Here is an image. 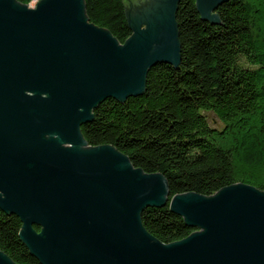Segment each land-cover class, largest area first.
I'll return each mask as SVG.
<instances>
[{
  "label": "water",
  "instance_id": "95a60500",
  "mask_svg": "<svg viewBox=\"0 0 264 264\" xmlns=\"http://www.w3.org/2000/svg\"><path fill=\"white\" fill-rule=\"evenodd\" d=\"M180 1L127 0L122 44L90 22L85 0H0V211L20 219L40 264H264L263 191L171 198L162 174L82 133L103 101L139 96L153 67L180 63ZM228 1L196 8L218 24ZM168 204L195 231L165 244L142 214ZM0 264L18 263L0 249Z\"/></svg>",
  "mask_w": 264,
  "mask_h": 264
},
{
  "label": "trees",
  "instance_id": "16d2710c",
  "mask_svg": "<svg viewBox=\"0 0 264 264\" xmlns=\"http://www.w3.org/2000/svg\"><path fill=\"white\" fill-rule=\"evenodd\" d=\"M85 5L91 23L122 44L130 37L127 0ZM216 14L219 22L212 24L202 19L196 0H181L180 63L153 67L141 95L106 99L82 127L91 147L111 145L136 168L162 174L171 198L211 196L238 183L264 192V0H230ZM142 223L165 244L195 231L169 204L147 208ZM21 227L18 217L0 211V249L18 264H40L21 242Z\"/></svg>",
  "mask_w": 264,
  "mask_h": 264
},
{
  "label": "rangeland",
  "instance_id": "374dc122",
  "mask_svg": "<svg viewBox=\"0 0 264 264\" xmlns=\"http://www.w3.org/2000/svg\"><path fill=\"white\" fill-rule=\"evenodd\" d=\"M35 5H36V2H33L32 6H35ZM206 115L208 117L210 124L213 127H217V128L221 127V123L218 121V119L212 113H206Z\"/></svg>",
  "mask_w": 264,
  "mask_h": 264
}]
</instances>
